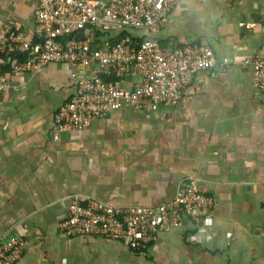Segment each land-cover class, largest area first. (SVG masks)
I'll return each mask as SVG.
<instances>
[{
	"label": "crops",
	"instance_id": "1",
	"mask_svg": "<svg viewBox=\"0 0 264 264\" xmlns=\"http://www.w3.org/2000/svg\"><path fill=\"white\" fill-rule=\"evenodd\" d=\"M39 1L0 0V30L32 29ZM93 35L99 43L127 36L152 37L162 47L202 44L216 64L194 76L184 102L151 113L122 103L59 140L53 115L76 92L71 69L52 63L19 75L5 70L0 240L24 241L15 264H264V88L255 85L252 67L242 65L264 59V0H172L155 34L125 28ZM224 59L228 68L220 66ZM125 80L129 87L139 76L130 72ZM187 182L211 198L206 216L158 232L141 251L59 234L75 197L155 207Z\"/></svg>",
	"mask_w": 264,
	"mask_h": 264
},
{
	"label": "built area",
	"instance_id": "2",
	"mask_svg": "<svg viewBox=\"0 0 264 264\" xmlns=\"http://www.w3.org/2000/svg\"><path fill=\"white\" fill-rule=\"evenodd\" d=\"M171 2L40 0L32 29L0 30L1 67H7L11 75L38 72L52 63H65L71 69L69 80L77 89L53 115L54 140L105 117L122 103L151 113L160 105L184 102L194 76L216 64L211 48L202 44L162 47L152 37L135 42L127 36L93 46L94 32L107 37L130 28L155 34L166 23ZM228 63L224 59L220 66L228 68ZM242 65L252 67L255 85L264 88V59L244 60ZM130 72L139 81L122 86ZM8 86L7 74L0 72V93ZM211 204V198L188 182L173 200L155 207H112L75 197L58 230L63 238H106L141 251L160 231H170L185 219L199 223ZM24 246L20 238H2L0 264H15Z\"/></svg>",
	"mask_w": 264,
	"mask_h": 264
},
{
	"label": "trees",
	"instance_id": "3",
	"mask_svg": "<svg viewBox=\"0 0 264 264\" xmlns=\"http://www.w3.org/2000/svg\"><path fill=\"white\" fill-rule=\"evenodd\" d=\"M97 39H98V38H97ZM97 43H98V45L100 44L98 40H97ZM98 45H97V46H98ZM95 46H96V45H95ZM7 69H8L7 67H2V68L0 69V72H4V71L7 70Z\"/></svg>",
	"mask_w": 264,
	"mask_h": 264
}]
</instances>
